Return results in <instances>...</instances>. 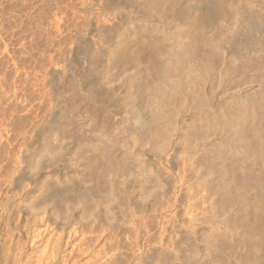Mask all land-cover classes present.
I'll use <instances>...</instances> for the list:
<instances>
[{
  "label": "rangeland",
  "instance_id": "374dc122",
  "mask_svg": "<svg viewBox=\"0 0 264 264\" xmlns=\"http://www.w3.org/2000/svg\"><path fill=\"white\" fill-rule=\"evenodd\" d=\"M163 1L0 0V103L2 102L0 106H3V108H0V113L3 111L0 114V264H12V262L13 264H53L56 254L61 253L63 250L60 241L64 245L68 237H66L65 231H69L72 237L69 247L66 248V252L70 250L71 253L70 251H68L69 254L65 253L67 264H212L213 261H215L214 264H217L218 260V264H226L227 262V264H264V259L260 257V253L258 255V251H252L255 249L253 248V237L251 238L252 233L257 232L256 227L258 229L262 225L260 223L258 226V221H264L263 211H261L264 209V201L261 200V198H264V183L262 184L264 182V125L262 126V122L260 125V121L257 119L258 121L256 120L255 123L258 122L256 124L258 129L255 127V123L254 126L251 124L252 127L250 126L248 130L245 129L244 133L247 132V135H245L251 141V147L245 148L246 151L244 149L239 152L234 151L235 153L232 155L233 150L231 151L229 147L226 150L224 147L227 154L220 155L219 158L222 156L223 159L221 158L220 161L218 160L219 162L212 163V165L215 164L212 166L213 169L216 167L215 172L212 177L207 176L208 178H205V176L209 173L207 171L211 169V165H207L210 168L208 170L202 160L204 155L207 154L206 148L219 143L218 138L220 135L209 134L210 131L200 128V125L202 127L203 123L208 122L215 115L214 112L219 111L220 107L223 106L224 110H228V107L231 106H229V102L232 99L237 101L247 97H249L247 99H250L253 95V99L261 97L264 92H261L263 90L261 86L264 85V82L262 83L264 81V68L262 65L264 63V37L257 39L255 43L257 46L255 44L253 46L255 48L251 46L247 49L246 45L250 44L249 41L252 42L254 38L256 40V37L258 38L261 34L256 30L251 31L252 36L247 37L248 40H244L243 32L237 29L236 25L229 26L231 23L229 24L226 21L219 26L216 21L219 18V9L216 6H219L220 2L217 0H214L215 2L213 0V2H210V0H172L174 2L170 3L168 1L171 0ZM175 2L178 5L174 4ZM166 3H168V7ZM192 3L194 4L192 5ZM216 3L217 5H215ZM171 5L177 7L173 8ZM214 7L217 9V13ZM205 9L208 11L205 12ZM181 10L184 11L180 12ZM186 12L188 15H186ZM207 12L212 13L209 15ZM176 14L177 17L182 16L177 18ZM212 15L213 17H210ZM182 17L186 19L185 22ZM194 17H203V19L205 17L204 20L210 21L211 26H209L212 29L216 26L218 31L220 29V31H223L222 33H225L224 30L226 31V29H231H228L227 26L232 27V29L234 27L233 31L237 29L236 31L240 32H235L236 36L233 40L231 39V41L220 45L223 48L218 45V47L215 48L214 45L212 48L210 47L212 44H209V42L207 43L210 46L207 43L199 44V53L205 51V49L207 51L211 50L209 53L204 51L203 54L200 53L202 54H199L201 57L204 56V58L210 59L215 57L214 60H209L211 64L213 63L211 65L213 68L211 80L210 78H208V81L205 80L203 92L201 93L193 85H186L189 84L186 81V84L177 90L180 91V94L174 91L169 95L168 102H166L168 105L164 104L166 114L160 121L162 123L160 132L161 136L170 137L171 144L168 148L169 151H166L161 161H158V159L155 160V152L149 149L150 147L147 149L143 145H136L132 142L130 131L134 128L137 129L132 124L131 115L136 107L141 108L142 112L140 111V113L143 114V117L148 113L144 106L146 105L145 97L147 94L154 93L155 88L151 89L154 86L156 87L153 84L154 80L158 82L163 77L164 69L162 72L161 67L165 66L166 58L161 56L162 50L164 48L165 51L168 44L167 39L172 35V31L178 29L179 23L175 18L179 19L180 23L182 21L186 24ZM206 17L214 18L215 22H212L213 19L212 21L209 18L206 19ZM173 18L176 24H173ZM227 22L229 25L226 24ZM223 24L225 25L222 26ZM232 24L234 23L232 22ZM219 35L220 32L216 36ZM153 40L155 42L158 40L159 47L157 42L155 44ZM201 45L205 49L201 48ZM242 50L246 51L248 58L252 55L251 59L253 60L249 58L248 61ZM248 50L249 54H247ZM251 50L253 51L252 54ZM212 51L213 53H211ZM236 55L238 56L236 57ZM246 61L248 64L251 62V65L246 64ZM230 68H234V70H228ZM259 69L261 71H259L260 76L257 75ZM156 71L158 73L162 72L159 80L160 75ZM229 71L235 73L232 75ZM259 77L263 78L260 79ZM147 79L151 82L149 83ZM8 83L9 85H7ZM144 85L146 87L149 85L147 87L148 91ZM139 86L140 89L142 87L144 89L140 90ZM6 91L10 92L7 93ZM11 91L14 92L11 93ZM202 93L203 96H210L209 103H211V105H208L210 108L206 106L207 108L205 107L202 110L205 112L204 114L199 113V110H193L201 101L202 96L200 94ZM59 126H63V129L67 128L65 129L66 133ZM92 130H96V132ZM97 130L103 133L98 138L97 135H94ZM187 130H191L192 135ZM111 131L114 132L112 135ZM105 136H108V138ZM226 136L227 134L224 133L225 138H227ZM183 137L186 139L185 142H183L185 140L182 139ZM194 139L198 141L195 142ZM106 141L108 143L105 146ZM184 143L189 145L186 146ZM92 144L94 145L92 146ZM103 144L105 147L101 146ZM126 145L128 150L131 149L130 153L125 149ZM136 146H138L137 149ZM111 149H115L114 152ZM133 149H135V154L142 153L143 157L140 162L131 156L133 155ZM103 150L106 151L103 152ZM143 151L144 154L146 153L145 156ZM49 152H54V155L57 152V155L53 158L46 157L50 154ZM107 152H110V155H106ZM102 156L105 157V160ZM187 156L190 159H196L198 165H204H202L201 178H198L200 174L195 171V174L193 172H187L189 175L185 174V162L189 161ZM41 157L48 160L41 159ZM118 159H120L119 162H123L121 164L124 166H112L113 164L110 162L113 161L115 164ZM182 166L184 171H182ZM221 167L224 170H221ZM240 172L247 173L245 174L246 177L243 173L242 176ZM214 175L215 177H213ZM240 175L245 179L239 177ZM178 176L182 177L179 178ZM223 176L224 181L228 183V188H225L226 191L221 186L223 183L220 182ZM254 177L261 178L263 181L261 179L258 180L259 182L255 181L257 179H254ZM191 178L192 180H190ZM231 178L236 179L235 182ZM250 178L251 181H249ZM143 179L146 180L145 190H143L145 192L142 191L141 196L138 195L133 198L135 204H138V201L139 205H137V209H132V212H130L132 217L130 216L129 219L131 220L124 222L123 220L128 216V213L127 206L125 207L121 203V199L133 188L135 190L142 188ZM181 179L182 181H179ZM241 182H244V184ZM199 183L202 185H199ZM248 184H251V186ZM175 185L181 187L175 191ZM200 186H203V189ZM165 190H171L168 192L167 198H169L166 199L176 205L173 212L171 209V211L162 214V208L164 207L162 205L167 203L165 196H163L167 192ZM193 190L195 193H193ZM52 191L53 194L56 191L55 197L58 198H53ZM111 191L114 192L112 195ZM84 192H89L85 194L87 195L84 196L85 198L82 196ZM81 193L83 194L81 195ZM173 193H177L173 196L174 198L172 197ZM101 194L105 196L103 197ZM229 194L231 198L227 197ZM108 195L113 198L111 196L108 198ZM93 196L102 199L98 198L96 200ZM51 197L52 199H50ZM59 197L60 202H65L59 203ZM80 197L82 200L79 199ZM189 197H192L191 201H189ZM232 197H235V199ZM89 198L93 199L89 200ZM161 198H164L165 201ZM231 200L232 203L229 205ZM83 201H89L86 202L89 206ZM56 202L59 205L61 204V207H58L59 205ZM247 202L248 205H246ZM170 203L169 205L173 206ZM214 203L216 204L212 205ZM140 204L141 207L146 206L147 208H143V211H141ZM159 205H161V211H159ZM192 207L197 209L195 210ZM214 209L215 211L218 210L219 214L217 212L213 214ZM194 210L201 213H196ZM246 212L250 217H247ZM177 214L178 216H176ZM259 214L261 215L259 216ZM226 216H228L227 220L223 221L222 217ZM189 217L193 218L195 223L194 221L191 223ZM242 219H247L248 222ZM255 220H257V223ZM253 225H255V232L253 231ZM233 229L235 230L233 231ZM155 243L159 244L156 245ZM246 247L248 248L246 249ZM223 251H227L226 254ZM253 256L258 259L255 260ZM228 260L233 261L229 262Z\"/></svg>",
  "mask_w": 264,
  "mask_h": 264
},
{
  "label": "bare ground",
  "instance_id": "6f19581e",
  "mask_svg": "<svg viewBox=\"0 0 264 264\" xmlns=\"http://www.w3.org/2000/svg\"><path fill=\"white\" fill-rule=\"evenodd\" d=\"M165 1V0H164ZM163 1V2H164ZM196 1V0H195ZM212 0H210V2H211ZM214 1V0H213ZM212 1V2H213ZM216 1V0H215ZM214 1V2H215ZM218 2H220L219 3V6H216L218 9H219V18H217V22H218V25L220 26V24H222V23H224V22H226V21H228L229 22V24L231 23V25H229L228 24V22L226 23L227 25H229V26H235L236 25V28L237 29H239V30H241L242 32H243V39L245 40V39H247V37H249V36H252L250 33H251V31H258L261 35L260 36H258V38L256 37V40H255V38L252 40V42H251V40L249 41L250 42V44H248L247 42V44L248 45H246V47H247V49H248V47H250L251 48V46L253 47L254 46V44L257 42V39L259 40V37H264V0H217ZM169 3L170 2H174V1H168ZM185 2V1H184ZM161 3V2H160ZM178 3H179V1H178ZM183 3V2H182ZM205 3H207L206 1H205ZM172 5H173V3H171ZM174 4H177L176 2L174 3ZM194 3H192V5H193ZM170 5V4H169ZM171 5V6H172ZM178 5V4H177ZM180 5V4H179ZM201 5V4H200ZM215 5H217V3L215 4ZM215 5H212V6H215ZM158 6V5H157ZM166 6L168 7V3H166ZM185 6V5H184ZM189 6V5H188ZM161 7V6H160ZM170 7V6H169ZM173 8L175 7V6H172ZM171 7V8H172ZM177 7V6H176ZM175 7V8H176ZM152 8V7H151ZM155 8V7H154ZM165 8V7H164ZM185 8V7H184ZM189 8V7H188ZM194 8V7H193ZM156 9V8H155ZM166 9V8H165ZM164 9V10H165ZM180 9H182V8H180ZM195 9V8H194ZM214 9L216 10V13H217V9L214 7ZM154 10V9H153ZM153 10H152V12H153ZM156 10H158V9H156ZM162 10V9H161ZM175 10V9H174ZM197 10V9H196ZM200 10V9H199ZM204 10V9H203ZM167 11H168V9H167ZM184 11V10H183ZM182 10L180 11V12H183ZM201 11H202V9H201ZM206 11H208L207 9H205V12ZM156 12V11H155ZM158 12V11H157ZM160 12V11H159ZM193 12V11H192ZM165 13V12H164ZM174 13V12H173ZM177 13V12H176ZM185 13V12H184ZM195 13V12H194ZM202 13V12H201ZM208 13V12H207ZM212 12H210V14H211ZM154 15H155V13H153ZM157 14V13H156ZM199 14V13H198ZM202 14H204V13H202ZM209 14V13H208ZM209 14V15H210ZM161 15H163V14H161ZM160 15V16H161ZM167 15V14H166ZM170 15H171V13H170ZM186 15H188L187 14V12H186ZM190 15V14H189ZM200 15V14H199ZM150 16V15H149ZM148 16V17H149ZM176 17H177V14L175 15ZM182 16V15H181ZM181 16H178L179 18L181 17ZM195 16V15H194ZM204 16V15H203ZM207 16V15H206ZM177 17V18H178ZM187 17H190V16H187ZM186 17V18H187ZM210 17H213V15L212 16H210ZM214 17H215V15H214ZM218 17V16H217ZM177 18H175V20L176 21H178V23H179V26H178V29L176 30L175 29V27H174V29L175 30H173L172 31V35H170L169 36V39H167V46L165 47V51H164V48H163V52H162V55L161 56H164L165 58H166V60H165V66H162L161 67V69H162V72H163V69H164V72L162 73V72H160V73H162L163 75V77L162 78H160L161 77V75H160V73H158L157 71V73L160 75L159 77H158V80H159V78H160V81H156V80H154V83L153 84H155L156 85V87L154 86L153 88H151V89H154L155 91H154V93H151V94H147L146 95V97H145V103H146V105H144L145 107H146V109L148 110V113H146V116L145 117H143L142 115V113H140V111H141V108L139 109L138 107H136V109H135V111H133L134 113L131 115V117H132V121H133V123L132 124H134L133 126H135L136 127V129L137 130H135V128H134V130L132 129V131H130L131 132V139H132V142L134 143V144H136V145H138V144H140V145H143L144 147H147V149L149 148V149H152L154 152H155V160H157L158 159V161L160 160L161 161V159L164 157V155H165V153H166V151H169L168 150V148L170 147V144H171V140H169L170 139V137H167V136H165V135H163V136H161V130H162V126H161V120L163 119V116L166 114V109H164V104L166 105L167 103L166 102H168L167 100L169 99V95L171 94V92H176L177 90H179L180 89V87H183L185 84H186V81H187V83H189V84H186V85H193L194 86V88L195 89H197V91L198 90H200V93L201 92H203V86H204V84H205V82L206 81H208V78H210V80H211V71L213 70V68L211 67V65L213 64H211V60H214V58L213 59H210V58H204V56L203 57H201L200 55H202L203 53V49H205V45L204 44H202V45H204V46H202L201 48H203L202 50V52H200V53H202V54H200L199 53V50H200V48L198 49V47H200L199 46V44H201V43H207V42H209V44H212V46H210L208 43V45L210 46V47H212L213 48V46L216 48V47H222L223 48V46H220V45H223V43H226L227 41L229 42V41H231V39L233 40L234 39V37L236 36V33L235 32H237V33H239L238 31H236L237 29H235V31H233V29H234V27H233V29H232V27H229V26H227V28L228 29H230V30H227L226 29V31L224 30V29H222V30H224V32L225 33H222L223 31H218L217 29H216V26H215V28L214 29H212L210 26H211V24H210V21H207V20H204L205 19V17H204V19H203V17H194L193 19H190V21L189 22H187L186 24L184 23L185 22V20L186 19H184V17H182L183 19H184V22H182L181 21V23L179 22V19H177ZM191 18V17H190ZM207 18H209V17H206V19ZM161 19H163V18H161ZM189 19V18H188ZM187 19V20H188ZM209 19H211V18H209ZM212 19H213V21H212ZM211 19V21L212 22H215L214 20L216 19V17H215V19L214 18H212ZM144 20V19H143ZM173 20V24L176 22V21H174V18L172 19ZM162 21V20H161ZM232 22L234 23V24H232ZM178 23H177V25H178ZM176 24V23H175ZM184 25V26H183ZM210 25V26H209ZM212 25H216V24H212ZM217 25V27H219ZM225 24H223L222 26H224ZM212 27H214V26H212ZM224 28V27H223ZM226 28V27H225ZM173 29V28H172ZM220 32V35L219 36H216L218 33ZM257 32V33H258ZM256 33V34H257ZM238 35V34H237ZM241 34H240V36H242ZM257 35H259V34H257ZM239 37V36H238ZM253 37H254V35H253ZM249 39H251V38H249ZM262 39V38H261ZM156 40V39H155ZM248 40V39H247ZM149 41V40H148ZM154 41V40H153ZM158 41V40H157ZM156 41V42H157ZM202 41H204V42H202ZM241 41V40H240ZM155 42V41H154ZM156 42H155V44H156ZM160 42V41H159ZM261 42V41H260ZM232 43V42H231ZM234 43V42H233ZM259 43V42H258ZM242 44H243V41H242ZM241 44V45H242ZM244 44H245V42H244ZM259 44H261V43H259ZM153 45V44H152ZM157 45H158V42H157ZM207 45V46H208ZM218 45V46H217ZM256 45V44H255ZM263 45H264V43H263ZM156 46V45H155ZM161 46V45H160ZM208 46V47H209ZM240 46V45H239ZM257 46V45H256ZM157 47V46H156ZM158 47H159V45H158ZM163 47V46H162ZM241 47V46H240ZM245 47V46H244ZM243 47V48H244ZM245 47V48H246ZM263 47V46H262ZM154 48V47H153ZM211 48V49H212ZM214 48V49H215ZM244 48V49H245ZM253 48H255V47H253ZM218 49H220V48H218ZM247 49H245L246 51H247ZM261 49V48H260ZM209 50V49H208ZM213 50V49H212ZM241 50V49H240ZM253 50V49H252ZM251 50V54H252V51ZM258 50V49H257ZM256 50V51H257ZM155 51V50H154ZM160 51V50H159ZM209 51H211V50H209ZM209 51H207V49H205V51L204 52H208L209 53ZM243 51V50H242ZM242 51H240V52H242ZM246 51H243L244 53H245V55H246ZM214 52H215V50H214ZM159 53H161V52H159ZM207 53V54H208ZM211 53H213V51L211 52ZM239 53V52H238ZM255 53H258V52H255ZM200 54V55H199ZM247 54H249V50H248V53ZM260 54V53H259ZM156 55V54H155ZM205 55V54H204ZM211 55V54H210ZM157 56H159V55H157ZM157 56H155V57H157ZM206 56H209V55H206ZM238 55H236V57H237ZM247 57V59H248V61H249V58L251 59V57H252V55L248 58V55H246ZM262 56V55H261ZM260 56V57H261ZM211 57V56H210ZM158 58V57H157ZM235 59V58H234ZM264 59V58H263ZM157 60V59H156ZM208 60V61H207ZM210 60V61H209ZM237 60H240V59H237ZM246 60V59H245ZM251 60H253V59H251ZM25 61V60H24ZM27 61V60H26ZM25 61V62H26ZM30 61V60H29ZM34 61V60H33ZM232 61H235V60H232ZM259 61V60H258ZM258 61H257V63H258ZM150 62H152V61H150ZM238 62V61H237ZM236 62V63H237ZM247 62V61H246ZM245 62V63H246ZM253 62V61H252ZM23 63V62H22ZM27 63H29V62H27ZM251 63V62H250ZM248 64V62L246 63V64H248V65H251V64ZM261 63H263V62H261ZM9 64V63H8ZM26 64V63H25ZM162 64V63H161ZM216 64V63H215ZM230 64V63H229ZM232 64V63H231ZM230 64V65H231ZM255 64V63H254ZM259 64V63H258ZM1 65V64H0ZM11 65V64H10ZM233 65V64H232ZM243 65V64H242ZM263 65V68H264V63L262 64ZM5 66V65H4ZM11 66H14V65H11ZM16 66H17V64H16ZM244 66H246V65H244ZM256 66V65H255ZM229 67V66H228ZM233 67V66H232ZM234 67H235V65H234ZM239 67V66H238ZM247 67V66H246ZM250 67H252V66H250ZM261 67V66H260ZM18 68V67H17ZM236 68V67H235ZM241 68V67H240ZM258 68H259V66H258ZM257 68V69H258ZM262 68V67H261ZM152 69V68H151ZM215 69V68H214ZM234 70V68H230V69H228V70ZM237 69V68H236ZM244 69V68H243ZM250 69H252V68H250ZM254 69V68H253ZM256 69V68H255ZM254 69V70H255ZM17 70V69H16ZM216 70V69H215ZM245 70H247V69H245ZM236 71V70H235ZM244 71V70H243ZM248 71H250V70H248ZM259 71H260V69L258 70V73H257V75H259ZM263 71V70H262ZM16 72V71H15ZM213 72V71H212ZM230 73H231V71H229ZM234 72V71H233ZM247 72V71H246ZM261 72V71H260ZM264 72V71H263ZM262 72V73H263ZM151 73H152V71H151ZM219 73V72H218ZM221 73V72H220ZM224 73V72H223ZM235 73V72H234ZM234 73H231L232 75L234 74ZM132 74V73H131ZM134 74V73H133ZM217 74V73H216ZM227 74H229V73H227ZM243 74H244V72H243ZM223 75V74H222ZM221 75V76H222ZM242 75V74H241ZM245 75H246V73H245ZM260 75H261V73H260ZM259 75V76H260ZM215 76V75H214ZM224 76V75H223ZM230 76V75H229ZM228 76V77H229ZM4 77V76H3ZM147 77V76H146ZM216 77V76H215ZM231 77V76H230ZM235 77V76H234ZM264 77V76H263ZM263 77H261V78H263ZM133 78H134V75H133ZM148 78V77H147ZM150 78H152V77H150ZM149 78V79H150ZM154 78V77H153ZM152 78V79H153ZM236 78V77H235ZM260 78V77H259ZM260 78V79H261ZM149 79H147L148 80V82H149ZM151 79V80H152ZM6 80V79H5ZM206 80V81H205ZM223 80V79H222ZM258 80V79H257ZM256 80V81H257ZM263 80V79H262ZM213 81V80H212ZM1 82V81H0ZM31 82V81H30ZM143 83H144V81H142ZM147 82V81H146ZM145 82V83H146ZM148 82H147V84H148ZM151 82V81H150ZM149 82V83H150ZM155 82H157V83H155ZM214 82H215V80H214ZM219 82V81H218ZM226 82V81H225ZM264 81H262V83H263ZM141 83V82H140ZM215 83H217V82H215ZM264 84V83H263ZM7 85H9V83L7 84ZM41 85V84H40ZM152 85H151V87H152ZM262 85V84H261ZM35 86V85H34ZM142 86V85H141ZM145 86V85H144ZM149 86V85H148ZM147 86V87H148ZM146 87V86H145ZM146 87V88H147ZM218 87V86H217ZM262 87V89L263 90H261V92H263L264 91V85H262L261 86ZM143 88V87H142ZM141 88V89H142ZM179 88V89H178ZM190 88V87H189ZM139 89H140V86H139ZM140 89V90H141ZM144 89V88H143ZM205 89V88H204ZM146 90V89H145ZM144 90V91H145ZM184 90V89H183ZM207 90V89H206ZM144 91H142V92H144ZM147 91H148V88H147ZM195 91V90H194ZM212 91V90H211ZM7 92V91H6ZM8 92H10V91H8ZM7 92V93H8ZM12 92H14V91H11V93ZM151 92H153V91H151ZM180 91H177V93H179ZM196 92V91H195ZM206 92V91H205ZM238 92V91H237ZM10 93V94H11ZM148 93V92H147ZM150 93V92H149ZM209 93H210V91H209ZM6 94V93H5ZM180 94V93H179ZM197 94V93H196ZM212 94H214L213 92H212ZM211 94V95H212ZM245 94V93H244ZM247 94V93H246ZM18 95V94H17ZM142 95V94H141ZM140 95V96H141ZM145 95V94H144ZM172 95H173V93H172ZM185 95V94H184ZM204 94L202 93V94H200V96H202L201 97V101L200 102H198V105H197V107L196 108H194L193 110H199L198 112L200 113H205V112H203L202 110H204L205 109V107L206 106H208L209 104L211 105V103H209V98H210V96L209 97H207V95L206 96H203ZM231 95V94H230ZM8 96V95H7ZM12 96V95H11ZM174 96H176V95H174ZM234 96V95H233ZM245 96V95H244ZM252 96V95H251ZM250 96V97H251ZM254 96V95H253ZM253 96H252V98H250V99H247V98H249V97H247L246 99H240V100H236V99H232L230 102H229V106H230V108L228 107V110L226 109V110H224L222 107H220V109H219V111H215L214 112V116H212V118L210 119V120H208V122H205V123H203V126L201 127V125H200V128H204V130L205 131H210L209 132V134L210 133H214V134H219L220 135V137L218 138L217 136V138L219 139V143H215L214 144V146H212V145H210L211 147L209 148V147H207L206 148V153L207 154H205V152H204V158H203V160H202V163L203 164H205L206 166L208 165H211V169L210 168H208V166H207V168H208V170L209 171H207V175L205 176V178L207 177V176H211L212 177V175L214 174V172H215V168L213 169L212 168V166L213 165H215V164H213L212 165V163H216L218 160L220 161L221 160V158H222V154H224V153H226L227 154V152H225L224 150H225V148H226V150H227V147H229V148H231V151L233 150V153H232V155L236 152V151H241L242 149H244L245 150V148L247 149V148H250L251 147V141L249 140L250 138H248L246 135H247V132L246 133H244V131H245V129H247L248 130V128L251 126V124L253 125L255 122H256V120L257 119H259V121H260V125H261V122L263 123L262 124V126L264 125V92H263V94H261V97L258 99V98H256V99H253ZM4 97V96H3ZM257 97V96H256ZM134 98H136V97H134ZM143 98V97H142ZM214 98V97H213ZM225 98V97H224ZM234 98V97H233ZM5 99V98H4ZM10 99H11V97H10ZM200 99V98H199ZM227 99V98H226ZM220 100V99H219ZM224 100V99H223ZM229 100H230V98H229ZM241 100H243V101H241ZM5 101V100H4ZM20 102V101H19ZM170 102V101H169ZM211 102V101H210ZM2 103V102H1ZM0 103V104H1ZM142 103H143V101H142ZM144 103V104H145ZM4 104V103H3ZM12 104H13V102H12ZM5 105V104H4ZM168 105V104H167ZM137 106V105H136ZM139 106V105H138ZM185 106V105H184ZM225 106V105H224ZM212 107V106H211ZM217 107V106H216ZM0 108H3V106L1 107L0 106ZM5 109H6V106L4 107ZM170 108V107H169ZM207 108V107H206ZM208 108H210L209 106H208ZM20 109V108H19ZM4 110V109H3ZM178 110V109H177ZM20 111V110H19ZM191 111H192V109H191ZM5 112V111H4ZM142 112V111H141ZM196 112V111H195ZM197 112V113H198ZM1 113H3V111L1 112ZM0 113V114H1ZM7 113V112H6ZM147 114H149L148 115V117H147ZM180 114V113H179ZM15 115V114H14ZM1 116V115H0ZM5 116V115H4ZM171 116V115H170ZM206 116H207V114H206ZM7 117V116H6ZM168 117H169V115H168ZM8 119V118H7ZM6 119V120H7ZM15 119V118H14ZM1 120H2V118H1ZM184 120V119H183ZM258 121V120H257ZM5 122V121H4ZM3 122V123H4ZM8 122V121H7ZM166 122V121H165ZM176 122V121H175ZM203 122V121H202ZM62 123V122H61ZM60 123V124H61ZM188 123V122H187ZM258 123V122H257ZM257 123H255V127H256V124ZM1 124V123H0ZM6 124V123H5ZM22 124H24V123H22ZM99 124V123H98ZM181 124V123H180ZM202 124V123H201ZM248 124H249V126H248ZM14 125V124H13ZM19 125V124H18ZM17 125V126H18ZM56 125H57V127H58V124L56 123ZM65 125H66V123H65ZM97 125V124H96ZM127 125V124H126ZM129 125V124H128ZM176 125V124H175ZM1 126V125H0ZM68 126V125H67ZM132 126V125H131ZM179 126V125H178ZM187 126V125H186ZM254 126V125H253ZM9 127V126H8ZM96 127V126H95ZM94 127V128H95ZM130 127V126H129ZM164 127V126H163ZM176 127V126H175ZM252 127V126H251ZM59 128H61L62 130H64L65 132L64 133H66V130L65 129H67V128H64L63 129V126L62 127H60L59 126ZM100 128V127H99ZM124 128V127H123ZM133 128V127H132ZM182 128H184V127H182ZM188 128V127H187ZM186 128V129H187ZM257 128V127H256ZM261 128V127H260ZM263 128V127H262ZM19 129V128H18ZM98 129V128H97ZM130 129V128H129ZM128 129V130H129ZM258 129V128H257ZM7 130V129H6ZM59 130V129H58ZM61 130V131H62ZM120 130V129H119ZM180 130V129H179ZM202 130V129H201ZM202 131L203 133L205 132V131ZM254 130V129H253ZM260 130V129H259ZM9 131V130H8ZM60 131V133H62ZM93 131V130H92ZM91 131V132H92ZM95 132H96V130H94ZM93 131V132H94ZM112 131H114V130H112ZM111 131V135H112V133H114V132H112ZM127 131V130H126ZM134 131H136V132H134ZM183 131V130H182ZM187 131H189V130H187ZM195 131V130H194ZM197 131H198V128H197ZM1 132V131H0ZM115 132H117L116 130H115ZM163 132V131H162ZM201 132V134H203ZM258 132V131H257ZM4 133V132H3ZM110 133V132H109ZM128 133H129V131H128ZM176 133V132H175ZM208 133V132H207ZM222 135H221V134ZM224 133H226L227 134V138H225L224 137ZM259 133V132H258ZM63 134V133H62ZM61 134V135H62ZM103 133L102 132H100V130H99V132H98V130H97V133L95 134L94 133V135H97V138H98V136L100 135H102ZM125 134V133H124ZM163 134V133H162ZM189 134H191L192 135V131L190 130L189 131ZM196 135H197V132L195 133ZM246 134V135H245ZM108 135V134H107ZM110 135V134H109ZM117 135V134H116ZM119 135V134H118ZM194 135V134H193ZM249 135V134H248ZM64 136V135H63ZM99 136V137H100ZM208 136V135H207ZM264 136V135H263ZM105 137H107L108 138V136H105ZM110 137V136H109ZM124 137H125V135H124ZM185 137V136H184ZM182 138V139H185V138ZM195 137V136H194ZM197 137V136H196ZM261 138H262V136H260ZM112 138V137H111ZM187 138V137H186ZM221 138V139H220ZM5 139V138H4ZM110 139V138H109ZM113 139V138H112ZM111 139V140H112ZM207 139V138H206ZM222 139H223V141H222ZM125 140V139H124ZM205 140V139H204ZM126 141V140H125ZM128 141H129V139H128ZM186 141V139L183 141V142H185ZM189 140L187 139V142H188ZM194 141L196 142V141H198V140H196V139H194ZM206 141H208V140H206ZM112 142H113V140H112ZM123 142V141H122ZM186 142V143H187ZM205 142V141H204ZM95 143V142H94ZM106 143H108V141H106L105 142V146H106ZM114 143V142H113ZM174 143V142H173ZM189 143V142H188ZM193 143V142H192ZM253 143V142H252ZM1 144V143H0ZM97 144V143H96ZM120 144V143H119ZM123 144V143H122ZM126 144V143H125ZM124 144V145H125ZM133 144V145H134ZM185 144V143H184ZM254 144H256V143H254ZM80 145H81V142H80ZM94 144H92V146H93ZM98 145V144H97ZM113 145V144H112ZM112 145H110V146H112ZM186 145V144H185ZM187 145H189V144H187ZM186 145V146H187ZM190 145H192V144H190ZM197 145H198V143H197ZM200 145V144H199ZM225 145H227V146H225ZM101 146H104V144L103 145H101ZM104 146V147H105ZM107 146H109V145H107ZM109 146V147H110ZM115 146H117V145H115ZM127 146V145H126ZM132 146V145H131ZM256 146H258V145H256ZM95 147H96V145H95ZM98 147V146H97ZM119 147H121V146H119ZM123 147V146H122ZM141 147V146H140ZM140 147H139V149H140ZM189 147V146H188ZM196 147V146H195ZM200 147V146H199ZM225 147V148H224ZM5 148V147H4ZM94 148V147H93ZM112 148V147H111ZM138 148V146H136V149ZM143 148V147H142ZM141 148V149H142ZM98 149V148H97ZM100 149V148H99ZM106 149H107V147H106ZM115 149H116V147H115ZM115 149H113V150H115ZM118 149V148H117ZM126 150H128V146L125 148ZM146 149V150H147ZM112 150V149H111ZM112 150V151H113ZM125 150V151H126ZM130 150L131 149H129L128 150V153H130ZM243 150V151H244ZM86 151V150H85ZM92 151H96V150H92ZM99 151V150H98ZM106 151V150H105ZM104 150H103V152H105ZM109 151V150H108ZM124 151V150H123ZM141 151V150H140ZM230 151V150H229ZM235 151V152H234ZM246 151V150H245ZM114 152V151H113ZM133 155H131L132 157H134L137 161H139L140 162V160L142 159V153H138V154H135L134 152H135V149H133ZM1 153V152H0ZM3 153V152H2ZM50 153V152H49ZM54 152H51L49 155H47L46 157H50V158H53V156H55V155H57L56 153L57 152H55V155L53 154ZM95 153V152H94ZM97 153V152H96ZM110 152H107L106 153V155L107 154H109ZM126 153V152H125ZM136 153H137V151H136ZM245 153V152H244ZM11 154V153H10ZM143 154H144V151H143ZM146 154V153H145ZM145 154H144V156H145ZM237 154V153H236ZM44 155H46V154H44ZM43 155V157H45ZM101 155V154H100ZM110 155V154H109ZM113 155V154H112ZM115 155V154H114ZM202 155V154H201ZM220 155H222L221 156V158H219L220 157ZM87 156V155H86ZM99 156V155H98ZM105 156V155H104ZM104 156H102V158L104 157ZM128 156V155H127ZM126 156V157H127ZM186 156V155H185ZM184 156V157H185ZM2 157V156H1ZM5 157H6V155H5ZM43 157H41V159L43 158ZM107 157V156H106ZM122 157V156H121ZM188 157V156H187ZM186 157V158H187ZM192 157V156H191ZM202 157V156H201ZM226 157V156H225ZM224 157V158H225ZM82 158V157H81ZM128 159H129V156L127 157ZM197 158V157H196ZM227 158V157H226ZM4 159V158H3ZM44 159V158H43ZM46 159V158H45ZM44 159V160H45ZM134 159V160H135ZM188 160H186V161H188V162H190V163H186L185 162V169H186V172H185V174H187V172H189V173H191V172H193L194 173V171L197 173H199V174H196V175H199V177L198 178H201V172H202V169H203V164H200V165H198L199 163H197V161H196V159L194 160V159H190L189 157L187 158ZM223 159V158H222ZM46 160H48V159H46ZM82 160H83V158H82ZM89 160V159H88ZM97 160H99L98 158H97ZM104 160H105V157H104ZM112 160V159H111ZM117 160V159H116ZM119 160L120 159H118V161L114 164L113 163V161H111L110 163H112L111 165L112 166H114V165H118V166H124L123 164H121V163H123V162H119ZM122 160V159H121ZM130 160V159H129ZM133 160V161H134ZM166 160H167V158H166ZM225 160V159H224ZM223 160V161H224ZM40 161V160H39ZM131 161H132V159H131ZM142 161H144V160H142ZM164 161H165V159H164ZM218 161V162H219ZM3 162V161H2ZM82 162V161H81ZM109 162V161H108ZM107 162V163H108ZM136 162V161H135ZM155 162V161H154ZM153 162V163H154ZM199 162H200V160H199ZM211 164H210V163ZM90 163V162H89ZM92 163V162H91ZM156 163V162H155ZM159 163V162H158ZM157 163V164H158ZM86 164V163H85ZM161 164V163H160ZM91 165V164H90ZM159 165V164H158ZM169 165V164H168ZM175 165V164H174ZM203 165V166H202ZM221 166V165H220ZM227 166V165H226ZM87 167V166H86ZM91 167H92V165H91ZM127 167V166H126ZM163 167V166H162ZM162 167H160V168H162ZM180 167V166H179ZM183 167V166H182ZM115 168V167H114ZM174 168V167H173ZM176 168V167H175ZM195 168H196V170H195ZM205 168V167H204ZM223 167H221L220 169L221 170H224V168L222 169ZM95 169V168H94ZM151 169V168H150ZM163 169V168H162ZM165 169V168H164ZM178 169V168H177ZM180 169V168H179ZM114 170V169H113ZM117 170V169H116ZM121 170V169H120ZM109 171V170H108ZM151 171V170H150ZM177 171V170H176ZM182 171H184V167H183V170ZM181 171V172H182ZM249 171V170H248ZM88 172V171H87ZM91 172V171H90ZM92 172H93V170H92ZM112 172V171H111ZM116 172V171H115ZM120 172V171H119ZM219 172V171H218ZM217 172V173H218ZM226 172V171H225ZM247 172V171H246ZM110 173V172H109ZM114 173V172H113ZM126 173V172H125ZM159 173V172H158ZM178 173V172H177ZM180 173V172H179ZM184 173V172H183ZM244 175L245 174H247V173H245V172H242ZM241 172H240V174H242ZM111 174V173H110ZM160 174V173H159ZM184 174V175H185ZM195 174V173H194ZM235 174V173H234ZM237 174H239V173H237ZM243 174H242V176H243ZM126 175V174H125ZM177 175V174H176ZM187 175H189V174H187ZM186 175V176H187ZM222 175V174H221ZM223 175H224V173H223ZM248 175H251V174H248ZM247 175V177H249ZM146 176V175H145ZM241 175L239 176V177H242ZM252 176V175H251ZM138 177V176H137ZM179 178L180 177H182V176H178ZM213 177H215V175L213 176ZM235 177H236V175H235ZM245 177H246V175H245ZM245 177L243 178V179H245ZM253 177V176H252ZM102 178V177H101ZM188 178V177H187ZM208 178V177H207ZM210 178V177H209ZM223 179H221L222 181H220L221 183H223L221 186L222 187H224V190H225V188L227 187L228 188V183L226 182V181H224V176L222 177ZM256 177H254V179H255ZM99 179V178H98ZM142 179V178H141ZM175 179V178H174ZM184 179V178H183ZM194 179V178H193ZM197 179V178H196ZM217 179V178H216ZM226 179V178H225ZM232 179V178H231ZM235 179V178H234ZM248 179V178H247ZM257 180H255V181H258V180H260V179H258V178H256ZM264 179V178H263ZM100 180V179H99ZM144 180V179H143ZM190 180H192V178L190 179ZM189 180V181H190ZM200 180V179H199ZM202 180V179H201ZM208 180V179H207ZM233 180V179H232ZM236 180V179H235ZM235 180H233L234 182H235ZM239 180V179H238ZM253 180V179H252ZM262 180V179H261ZM146 180H144L143 182V184H142V188H137L136 190L133 188L132 190H130V189H127V190H130V191H128L127 193H126V195H124V198L123 199H121V203H123L124 204V206L126 207L127 206V213H128V216H126V220L124 219L123 221L124 222H126L127 220V222H129L131 219H129L130 218V212H132V209H137V205H139V202L137 201V203L138 204H135L136 202H134L133 201V198L134 197H136V196H138V195H142V193L143 192H145V191H143V190H145L144 189V185L146 184V182H145ZM176 182H177V180H175ZM174 181V182H175ZM179 181H182V179L181 180H179ZM188 181V182H189ZM247 181V180H246ZM249 181H251V178H250V180ZM254 181V182H255ZM263 181V180H262ZM99 182V181H98ZM126 182V181H125ZM141 182V181H140ZM175 182V183H176ZM187 182V183H188ZM259 182V181H258ZM127 183V182H126ZM151 183V182H150ZM195 183V182H194ZM241 183H243L244 184V182H241ZM264 182H262V184H263ZM178 184V183H177ZM180 184H181V182H180ZM186 184V183H185ZM190 184H192V183H190ZM201 183H199V185H200ZM186 185H189V184H186ZM193 185V184H192ZM202 185V184H201ZM219 185V184H218ZM234 185V184H233ZM246 185H247V183H246ZM248 185H250L251 186V184H248ZM101 186V185H100ZM126 186H127V184H126ZM138 186H139V184H138ZM141 186V185H140ZM183 186H184V184H183ZM191 186V185H190ZM196 186V185H195ZM194 186V187H195ZM206 186V185H205ZM129 187V186H128ZM146 187V186H145ZM171 187V186H170ZM173 187V186H172ZM171 187V188H172ZM179 187H181V186H179ZM178 187V185H175L174 186V190L175 191H177V189L179 188ZM187 187V186H186ZM192 187V186H191ZM203 186H200V188H202ZM107 188V187H106ZM130 188V187H129ZM170 188V189H171ZM185 188V187H184ZM197 188H198V186H197ZM205 188V187H204ZM251 188V187H250ZM86 189V188H85ZM181 189V188H180ZM186 189V188H185ZM190 189V188H189ZM203 189V188H202ZM231 189V188H230ZM154 190V189H153ZM172 190V189H171ZM170 190V191H171ZM195 190H197V189H195ZM201 190V189H200ZM224 190H222V191H224ZM228 190V189H227ZM143 191V192H142ZM165 191H167V190H165ZM169 190L165 193V195H163V196H165V199L167 198V196H168V192H170ZM181 191V190H180ZM188 191V190H187ZM202 191H204V190H202ZM226 191V190H225ZM90 192V191H89ZM88 192V193H89ZM97 192V191H96ZM179 192V191H178ZM199 192V191H198ZM229 192V191H228ZM231 193H232V191H230ZM64 193V192H63ZM88 193H85L84 192V195H82L83 193H81V195L83 196V198H85L84 196H87V195H85V194H88ZM102 193V192H101ZM110 193V192H109ZM114 192L113 191H111V195L113 194ZM147 193V192H146ZM152 193V192H151ZM189 193H191V191H189ZM193 193H195L194 192V190H193ZM224 193V192H223ZM230 193V194H231ZM234 193V192H233ZM52 194H53V191H52ZM59 194V193H58ZM66 194V193H65ZM68 194V193H67ZM80 194V193H79ZM125 194V193H124ZM174 195H172V197L173 196H175L176 194L175 193H173ZM180 194V193H179ZM184 194V193H183ZM230 194H229V196H227V197H230ZM239 194V193H238ZM55 195H56V191H55V193L53 194V198L55 197ZM61 195H62V193H61ZM76 195V194H75ZM102 196H103V194H101ZM111 195H108V198H109V196H111ZM160 196H161V194H159ZM158 195V196H159ZM185 195V194H184ZM232 195V194H231ZM234 196H235V193L233 194ZM241 195V194H240ZM247 195V194H246ZM261 195V194H260ZM259 195V196H260ZM81 196V197H82ZM96 196V195H95ZM99 196H100V193H99ZM101 196V197H102ZM105 196V195H104ZM103 196V197H104ZM114 196V195H113ZM162 196V197H163ZM169 196H170V194H169ZM186 196V195H185ZM262 196V195H261ZM65 197V196H64ZM81 197L79 198L80 200H82L81 199ZM88 197H90L89 195H88ZM87 197V198H88ZM91 197H92V195H91ZM98 197V196H97ZM112 197V196H111ZM143 197V196H142ZM141 197V198H142ZM146 197V196H145ZM157 197V196H156ZM184 197V196H183ZM187 197V196H186ZM198 197V196H197ZM236 197V196H235ZM235 197H232L233 199H235ZM240 197V196H239ZM56 198H58L57 196L54 198V199H56ZM93 198H96V197H94L93 196ZM93 198H89V200H92ZM98 198H100V197H98ZM98 198H96V200H98ZM113 198V197H112ZM115 198V197H114ZM169 198V197H168ZM167 198V199H168ZM174 198V197H173ZM181 198V197H180ZM190 199H189V201H191V199H192V197H189ZM231 198V197H230ZM50 199H52V197L50 198ZM62 200H63V198H61ZM66 199V198H65ZM74 199V198H73ZM100 199H102V198H100ZM162 199V198H161ZM164 199V198H163ZM162 199V200H163ZM166 199V200H167ZM198 199V198H197ZM223 199H225V198H223ZM248 199V198H247ZM246 199V200H247ZM86 200H88V199H86ZM108 200V199H107ZM142 200H144V199H142ZM172 200V199H171ZM230 200V199H229ZM245 200V201H246ZM261 200L262 201H264V198H261ZM53 201V200H52ZM55 201V200H54ZM72 201V200H71ZM102 201V200H101ZM156 201V200H155ZM160 201V200H159ZM163 201H165V200H163ZM235 201V200H234ZM65 202V201H64ZM63 201L62 202H60V197H59V203H64ZM85 204H86V202L88 203L89 201H83ZM91 202V201H90ZM99 202V201H98ZM102 202H104V201H102ZM167 203H166V205H162V214L164 213V212H166L167 213V211H171V209H172V212H173V209H174V207H175V205L176 204H173L172 202V204H173V206L172 205H169V201L167 200L166 201ZM187 202V201H186ZM195 202V201H194ZM198 202V201H197ZM201 202V201H200ZM56 203H58V202H56ZM59 203H58V205H59ZM81 203V202H80ZM95 203V202H94ZM120 203V204H121ZM155 203V202H154ZM161 203H162V201H161ZM170 203V204H171ZM184 203H185V201H184ZM193 203V202H192ZM199 203V202H198ZM204 203V202H203ZM210 203V202H209ZM220 203V202H219ZM218 203V204H219ZM226 203V202H225ZM231 203H232V200H231V202H230V204L229 205H231ZM240 203V202H239ZM82 204V203H81ZM122 204V205H123ZM141 204H144V203H141ZM141 204H140V208L142 209L141 211H143V208L145 209V208H147L145 205V207H141ZM150 204V203H149ZM153 204V203H152ZM155 204H157V203H155ZM154 204V205H155ZM164 204H165V202H164ZM191 204V203H190ZM196 204V203H195ZM216 203H214V204H212V205H215ZM227 204V203H226ZM57 204H56V206H58ZM64 205V204H63ZM62 205V206H63ZM87 206H89L88 204H86ZM202 205V204H201ZM204 205V204H203ZM206 205H207V203H206ZM246 205H248V202L246 203ZM263 205H264V203H263ZM189 206V205H188ZM195 206V205H194ZM58 207H61V204L58 206ZM159 207H160V210L159 211H161V205H159ZM203 208H204V206H202ZM213 207V206H212ZM216 208H217V206H215ZM230 207V206H229ZM232 207V206H231ZM246 207V206H245ZM17 208V207H16ZM140 208H138L139 210H140ZM153 208V207H152ZM190 208V207H189ZM192 208H194V207H192ZM199 208V207H198ZM247 208V207H246ZM256 208V207H255ZM254 208V209H255ZM150 209V208H149ZM156 209H158V208H156ZM195 210L197 209V208H194ZM205 209H206V207H205ZM205 209H202V210H205ZM211 209V208H210ZM218 209V208H217ZM239 209V208H238ZM247 209H249V208H247ZM257 209V208H256ZM126 210V209H125ZM177 210V209H176ZM192 210V209H191ZM194 210V212H196ZM199 210V209H198ZM201 210V211H202ZM208 210V209H207ZM213 210V209H212ZM211 210V211H212ZM259 210V209H258ZM134 211V210H133ZM140 211V212H141ZM154 211V210H153ZM218 211V210H217ZM217 211H215V209H214V211H213V214H214V212H217ZM230 211V210H229ZM244 211H246V210H244ZM248 212H249V210H247ZM253 211V210H252ZM261 211H263V215H264V209L263 210H261ZM126 212V211H125ZM135 212V211H134ZM139 212V211H138ZM145 212V211H144ZM147 212V211H146ZM145 212V213H146ZM150 212V211H149ZM177 212V211H176ZM193 212V213H194ZM203 212V211H202ZM241 212V211H240ZM259 212H260V210H259ZM136 213V212H135ZM134 213V214H135ZM142 213V212H141ZM148 213V212H147ZM156 213V212H155ZM192 213V214H193ZM196 213H201V212H196ZM218 213V212H217ZM140 214V213H139ZM144 214V213H143ZM161 214V213H160ZM185 215H186V213H184ZM192 214H190V215H192ZM205 215L207 214V213H204ZM216 214V213H215ZM219 214V213H218ZM226 214V213H225ZM241 214V213H240ZM246 214H247V212H246ZM125 215V214H124ZM157 215V214H156ZM164 215H166V214H164ZM228 215H230V214H228ZM261 214H259V216H260ZM262 215V216H263ZM142 216V215H141ZM153 216V215H152ZM161 216V215H160ZM173 216V215H172ZM176 216H178V214L176 215ZM194 216V215H193ZM192 216V217H193ZM197 216V215H196ZM214 216V215H213ZM216 216H217V214H216ZM224 216V215H223ZM257 217H258V214L256 215ZM123 217H125V216H123ZM132 217V216H131ZM134 217V216H133ZM135 217H136V215H135ZM134 217V218H135ZM145 217V216H144ZM164 217H166V216H164ZM184 217V216H183ZM199 217V216H198ZM201 217H202V214H201ZM211 217V216H210ZM215 217V216H214ZM221 217V216H220ZM227 217L228 216H226V217H222V219H223V221L224 220H227ZM235 217H236V215H235ZM239 217V216H238ZM240 217H241V215H240ZM247 217H250V215H248L247 214ZM252 217V216H251ZM137 218H139V217H137ZM146 218V217H145ZM152 218H154V217H152ZM162 218V217H161ZM168 218V217H167ZM180 218H182V217H180ZM186 218V217H185ZM193 218H196V217H193ZM193 218H191V217H189L188 219H189V221L191 222V223H193V221H194V223H195V220L193 219ZM212 218V217H211ZM218 218V217H217ZM246 218V217H245ZM158 219V218H157ZM163 219V218H162ZM162 219H160V220H162ZM184 219V218H183ZM202 219V218H201ZM200 219V220H201ZM204 219V218H203ZM205 219H207V218H205ZM213 219H215V218H213ZM256 219V218H255ZM258 219V218H257ZM136 220V219H135ZM134 220V221H135ZM155 220V219H154ZM164 220H166V219H164ZM169 220V219H168ZM175 220V219H174ZM185 220V219H184ZM217 220V219H216ZM215 220V221H216ZM240 220V219H239ZM243 220V219H242ZM244 220H246L247 221V219H244ZM243 220V221H244ZM122 221V220H121ZM122 221V222H123ZM134 221H132V222H134ZM156 221V220H155ZM163 221V220H162ZM172 221V220H171ZM188 221V222H189ZM218 221V220H217ZM222 221V220H221ZM231 221V220H230ZM257 220H255V222H256ZM160 222V221H159ZM187 222V221H186ZM199 222V221H198ZM227 222V221H226ZM233 222H234V219H233ZM248 222V221H247ZM259 222V224H258V226L260 225V223L262 224V225H260L259 227H258V229H260L261 231H259L258 229H257V227H256V230H257V232H255L254 230H255V228H254V226L256 225H253L252 227L254 228L253 229V231L255 232V233H252V235L253 236H251V238L253 237V239H252V242L254 243V246H253V248L255 249V250H252V251H258L257 252V254L258 253H260V257L262 258V259H264V249H263V246L264 245H261L262 243L264 244V221H258ZM35 223V222H34ZM162 223V222H161ZM164 223V222H163ZM257 223V222H256ZM137 224H139V223H137ZM227 224H228V222H227ZM253 224V223H252ZM28 225V224H27ZM190 225V224H189ZM242 225H243V223H242ZM64 226V225H63ZM131 226V225H130ZM163 226V225H162ZM217 226V225H216ZM166 227V226H165ZM191 227H194V226H191ZM163 228V227H162ZM249 229V228H248ZM69 230V229H68ZM148 230V229H147ZM192 230V229H191ZM232 230V229H231ZM235 229H233V231H234ZM71 231V230H70ZM149 231V230H148ZM163 231H164V229H163ZM167 231V230H166ZM165 231V232H166ZM59 232V231H58ZM73 232V231H72ZM75 232V231H74ZM124 232V231H123ZM140 232V231H139ZM145 232V231H144ZM236 232V231H235ZM238 232V231H237ZM66 233H68V234H66ZM79 233V232H78ZM133 233V232H132ZM136 233H138V232H136ZM230 233H231V231H230ZM60 234V233H59ZM61 235H63V234H61ZM65 235H66V237H67V239L65 240V242H64V245H62V241H60L61 242V246H63V250H62V252L61 253H59V254H56L57 256L55 257V261H54V263L53 264H67V259H65V255L66 254H69L68 253V251H70V250H67V252H66V248H68L69 246V243L71 242L70 241V239L72 238L71 236H70V232L68 231H65ZM75 235V234H74ZM249 235H250V233H249ZM55 236V235H54ZM59 236V235H58ZM132 236V235H131ZM62 237H65V236H62ZM125 237V236H124ZM154 237H155V235H154ZM160 237V236H159ZM163 237H164V235H163ZM52 238H53V236H52ZM133 238H134V236H133ZM136 238V237H135ZM156 238V237H155ZM10 239V238H9ZM63 239V238H62ZM61 239V240H62ZM126 239V238H125ZM158 239V238H157ZM249 239V238H248ZM128 240V239H127ZM154 240V239H153ZM21 241V240H20ZM124 242V241H123ZM153 242V241H152ZM151 242V243H152ZM251 242V241H250ZM262 242V243H261ZM149 243V242H148ZM243 243H245V242H243ZM133 244V243H132ZM147 244V243H146ZM156 244V243H155ZM159 244V243H158ZM158 244H156V245H158ZM212 244V243H211ZM128 245V244H127ZM172 245V244H171ZM236 245V244H235ZM238 245V244H237ZM245 245V244H244ZM253 245V244H252ZM251 245V246H252ZM68 246V247H67ZM222 246H224V245H222ZM227 247H228V245H226ZM240 246V245H239ZM246 246V245H245ZM21 247V246H20ZM59 247V246H58ZM150 247V246H149ZM153 247V246H152ZM211 247H213V246H211ZM249 247V246H248ZM248 247H246V249L248 248ZM23 248V247H22ZM61 248V247H60ZM74 248V247H73ZM224 248V247H223ZM226 248V247H225ZM229 248V247H228ZM245 248V247H244ZM250 249H253V248H251V247H249ZM70 249V248H69ZM76 249V248H75ZM118 249V248H117ZM196 249V248H195ZM218 249V248H217ZM219 249H220V247H219ZM227 249V248H226ZM229 249H231V248H229ZM249 249V250H250ZM5 250V249H4ZM210 250V249H209ZM228 250V249H227ZM241 250V249H240ZM156 251V250H155ZM195 251H197V250H195ZM233 251V250H232ZM5 252V251H4ZM21 252V251H20ZM54 252V251H53ZM224 252V251H223ZM225 252H227V251H225ZM224 252V254H226ZM234 252V251H233ZM46 253V252H45ZM66 253V254H65ZM70 253H71V251H70ZM147 253V252H146ZM192 253V252H191ZM252 253H255V252H252ZM80 254V253H79ZM128 255V254H127ZM259 255V254H258ZM6 256V255H5ZM24 256V255H23ZM219 256V255H218ZM217 256V257H218ZM223 256H226V255H223ZM234 256V255H233ZM53 257V256H52ZM69 257V256H68ZM190 257V256H189ZM221 257V256H220ZM254 257H256V256H253V258ZM8 258V257H7ZM154 258V257H153ZM225 258V257H224ZM237 258V257H236ZM54 259V258H53ZM220 260H222L221 258H219ZM228 259V258H227ZM227 259H226V261H227ZM229 259H231V258H229ZM255 260L256 259H258V258H254ZM261 259V260H262ZM215 260V259H214ZM217 260V259H216ZM235 260V259H234ZM239 260V259H238ZM17 261V260H16ZM229 261V260H228ZM231 261H233V260H231ZM231 261H229V262H231ZM2 262V261H1ZM189 262V261H188ZM208 262V261H207ZM214 262L215 261H213V263L212 264H214ZM218 262H219V260H218ZM218 262H217V264H218ZM240 262V261H239ZM254 262V261H253ZM258 262H259V260H258ZM257 262V263H258ZM262 262V261H261ZM264 262V261H263ZM20 263V262H19ZM23 263V262H22ZM220 263H221V261H220ZM228 263V262H227ZM226 263V264H227ZM242 263V262H241ZM251 263V262H250ZM12 264H13V262H12ZM47 264V263H46ZM197 264V263H196ZM210 264V263H209ZM216 264V263H215ZM244 264V263H243Z\"/></svg>",
  "mask_w": 264,
  "mask_h": 264
}]
</instances>
